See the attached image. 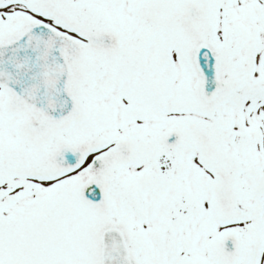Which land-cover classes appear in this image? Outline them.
<instances>
[{"label": "snow or ice", "instance_id": "obj_1", "mask_svg": "<svg viewBox=\"0 0 264 264\" xmlns=\"http://www.w3.org/2000/svg\"><path fill=\"white\" fill-rule=\"evenodd\" d=\"M0 264H264V0H0Z\"/></svg>", "mask_w": 264, "mask_h": 264}]
</instances>
